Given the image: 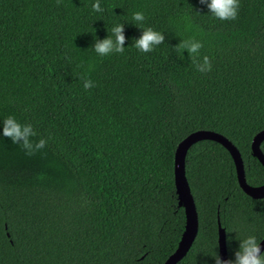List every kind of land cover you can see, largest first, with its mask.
Returning a JSON list of instances; mask_svg holds the SVG:
<instances>
[{
	"label": "trees",
	"instance_id": "16d2710c",
	"mask_svg": "<svg viewBox=\"0 0 264 264\" xmlns=\"http://www.w3.org/2000/svg\"><path fill=\"white\" fill-rule=\"evenodd\" d=\"M95 2L0 0V264H162L185 220L174 147L197 129L224 135L245 181L264 183L250 151L264 128V0H240L229 21L199 0H99L102 12ZM121 24L124 53L97 55L95 40ZM147 27L165 40L142 53L134 38ZM192 38L210 72L174 50ZM81 77L95 86L85 90ZM9 115L46 145L29 156L5 138ZM184 173L197 231L175 264H215L217 224L227 260L240 239L263 237L264 196L242 191L219 142H193Z\"/></svg>",
	"mask_w": 264,
	"mask_h": 264
},
{
	"label": "clouds",
	"instance_id": "9594fccd",
	"mask_svg": "<svg viewBox=\"0 0 264 264\" xmlns=\"http://www.w3.org/2000/svg\"><path fill=\"white\" fill-rule=\"evenodd\" d=\"M200 4L206 5L209 12L217 19L222 21L236 20L240 8V0H199ZM59 5L60 0H57ZM94 12H102L99 0L92 5ZM132 20L139 25H142L145 16L142 12H136L132 16ZM143 34L139 38H134V47L142 53L152 52L157 46L162 44L165 40L163 34L155 31L151 27L140 28ZM112 35L101 40L97 38L93 45L94 51L97 55L104 57L113 53L123 54L125 51L126 37L124 34V25H116L111 30ZM203 44L195 38L182 39V41L175 46L174 50L183 56L184 51L189 53L191 62L195 64L197 71L207 73L212 70V64L208 56L200 57V50ZM84 81V89L88 90L95 85L90 79L81 77ZM36 135L30 124L22 125L18 122L15 116L9 115L3 121V136L12 141L13 144H20L27 155H33L34 149L43 148L46 141L41 139L35 144L32 137ZM239 249L235 251V259L222 260L219 254L212 256L215 264H264V254H261L260 241L256 236L251 235L244 239H240ZM229 246L231 245V238H229Z\"/></svg>",
	"mask_w": 264,
	"mask_h": 264
},
{
	"label": "water",
	"instance_id": "95a60500",
	"mask_svg": "<svg viewBox=\"0 0 264 264\" xmlns=\"http://www.w3.org/2000/svg\"><path fill=\"white\" fill-rule=\"evenodd\" d=\"M212 139L219 142L229 152L235 169L236 180L239 187L247 195L253 198L264 196V183L257 186L249 185L245 181L243 163L238 149L224 135L209 129H197L189 132L180 139L173 151V184L177 197V204L183 207L184 211V228L178 239L175 248L170 252L162 264H175L190 247L197 231V214L191 195L189 185L184 173V156L187 148L196 140ZM264 138V128L258 130L250 140V151L264 167V154L262 153L259 143ZM261 250L264 248V235L260 239ZM217 244L218 253L222 260H227L225 255L224 231L217 224Z\"/></svg>",
	"mask_w": 264,
	"mask_h": 264
}]
</instances>
